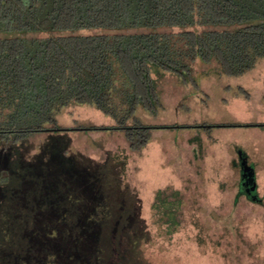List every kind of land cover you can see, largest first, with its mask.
<instances>
[{"label": "trees", "instance_id": "1", "mask_svg": "<svg viewBox=\"0 0 264 264\" xmlns=\"http://www.w3.org/2000/svg\"><path fill=\"white\" fill-rule=\"evenodd\" d=\"M262 65L264 0H0V145H22L39 135L106 131L121 134L128 149L138 151L153 130L193 128L146 121L163 109L158 81L165 75L182 83L196 76L241 80ZM237 91L249 98L244 88ZM75 106L93 108L113 124L59 127L60 113ZM211 127L264 129V123ZM127 160V155L114 154L109 165L123 172ZM83 178L74 205L48 208L43 216L40 210L30 211L34 231L29 235L25 229L21 244H4L3 263L140 260L141 239L131 234L133 228L127 235L129 252L110 260L106 249L117 220L113 209L106 215V206L113 204L111 191L95 187L91 176ZM238 195L257 201V195L244 193L241 182ZM184 208L183 194L169 188L156 191L150 207L154 224L168 237L181 227ZM68 216L74 222L53 223Z\"/></svg>", "mask_w": 264, "mask_h": 264}, {"label": "rangeland", "instance_id": "2", "mask_svg": "<svg viewBox=\"0 0 264 264\" xmlns=\"http://www.w3.org/2000/svg\"><path fill=\"white\" fill-rule=\"evenodd\" d=\"M158 87L163 109L146 121L193 128L153 130L138 151H130L121 134L106 131L39 135L22 145H0V178L6 179L0 182V264H6L4 244H21L24 230L34 231L30 211L43 216L48 208L74 205L88 176L101 191L107 186L111 191L106 215L111 209L117 213L106 249L111 261L129 252L133 228L131 234L141 239V261L128 264H264V129L211 127L264 123V65L241 80L196 76L182 83L165 75ZM238 88L248 92V100ZM57 123L75 130L113 121L75 106L64 109ZM240 153L254 170L256 202L238 195ZM114 154L127 155L123 172L109 165ZM82 160L91 162H76ZM165 188L179 190L185 199L181 227L170 237L154 224L150 209L154 193ZM72 217L53 223L74 222Z\"/></svg>", "mask_w": 264, "mask_h": 264}, {"label": "water", "instance_id": "3", "mask_svg": "<svg viewBox=\"0 0 264 264\" xmlns=\"http://www.w3.org/2000/svg\"><path fill=\"white\" fill-rule=\"evenodd\" d=\"M240 158L239 166L241 168L243 182L241 188L248 197H253L255 192V183L253 181V170L247 164L246 158L243 155H238Z\"/></svg>", "mask_w": 264, "mask_h": 264}, {"label": "flooded vegetation", "instance_id": "4", "mask_svg": "<svg viewBox=\"0 0 264 264\" xmlns=\"http://www.w3.org/2000/svg\"><path fill=\"white\" fill-rule=\"evenodd\" d=\"M238 161L240 162V158H238ZM239 170H240V182L242 183L244 180L242 178V173H241V168L239 166ZM253 181L255 183V192H254V197L257 195V185H256V181H255V174H254V170H253Z\"/></svg>", "mask_w": 264, "mask_h": 264}, {"label": "crops", "instance_id": "5", "mask_svg": "<svg viewBox=\"0 0 264 264\" xmlns=\"http://www.w3.org/2000/svg\"><path fill=\"white\" fill-rule=\"evenodd\" d=\"M243 100H248V99H244V98H243Z\"/></svg>", "mask_w": 264, "mask_h": 264}]
</instances>
